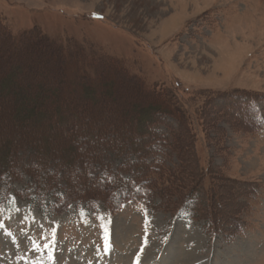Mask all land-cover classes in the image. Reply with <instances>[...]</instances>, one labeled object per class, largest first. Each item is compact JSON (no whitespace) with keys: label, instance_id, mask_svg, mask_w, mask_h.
<instances>
[{"label":"rangeland","instance_id":"obj_1","mask_svg":"<svg viewBox=\"0 0 264 264\" xmlns=\"http://www.w3.org/2000/svg\"><path fill=\"white\" fill-rule=\"evenodd\" d=\"M0 19L14 35L36 30L52 40L68 72L56 73L61 59H46L52 50L45 43L18 47L0 39V141L17 143L49 113L72 112L82 116L80 129L104 117L109 124L101 130L120 126L121 142L132 122L156 107L150 96L156 93L180 119L164 114L151 128L175 134L152 141L150 154L118 155L105 147L94 171L79 175L87 184L116 174L133 182L136 161L145 172L160 173L167 187L183 182L169 203L157 195L150 205L144 182H133L132 198L115 213L100 200L98 214L89 215L86 203L74 199L67 212L51 217L38 208L55 203L68 181L57 172L56 186L41 196L25 171L37 153L27 149L19 154L18 174L2 175L8 194L0 202V264H264V0H0ZM116 66L140 79L146 92L135 82L116 88L127 81ZM79 70L88 85L82 90L84 82L72 75ZM118 98L132 103L123 107ZM51 122L36 143L62 139L55 133L62 122ZM177 137L183 149L172 147ZM68 151L62 148L65 156ZM195 179L204 189L189 216L175 209ZM213 185L224 198L215 206L222 217L214 228L209 204L218 199L205 194ZM231 217L242 221L237 232L228 229Z\"/></svg>","mask_w":264,"mask_h":264},{"label":"trees","instance_id":"obj_2","mask_svg":"<svg viewBox=\"0 0 264 264\" xmlns=\"http://www.w3.org/2000/svg\"><path fill=\"white\" fill-rule=\"evenodd\" d=\"M1 38L11 42L13 46L18 47L22 43L31 40L45 43V45L49 46L52 50L51 53H48V55H46V59L54 56H57L59 59H61V64L63 66H56V73L63 74L65 76L68 74L66 70L67 60H65L64 56L62 55L61 48H58L52 40H50L39 31H26L19 35H14L6 26V24H4V22L0 19V39ZM54 52L57 55H55ZM105 67L106 66H104V69L108 70ZM116 67H114L115 69H117L116 73H119L121 77H124L125 80H127L116 83L114 85L116 86V88L123 86V83L125 82H135L137 87L136 90L138 92H146L144 88L145 86L142 84V81L140 79L134 80L132 77H128L127 74L122 73V70L120 71L118 67ZM29 69V72L33 71L32 68ZM106 70L103 71L104 75L108 74L110 71ZM75 73L76 74L72 72L73 79L75 81H86L84 79L86 78V76L82 77L80 70ZM87 86L88 85H86L84 82L83 86L78 89L82 90L84 89L82 87ZM16 88L19 89V85H17ZM76 92L78 93V90H76ZM150 96L157 99V101L155 102L156 104H153L156 105V107H151V109H153L152 112L149 109L150 115L148 114L147 116H143L140 120L132 122V126L134 129H130L128 139H122L121 142H116V138L118 137L120 132L121 134L125 132H122V130H120V126L110 125V127L108 126L105 130L100 129V124H109L105 120L104 116V118L98 120L93 119L90 120V122H87V125H89L91 128L89 127V129H80L78 128V126H76V122L83 120L82 116L75 115L72 112H68L65 115L61 114L60 112L49 113V115L51 114L50 119L38 125H31L28 129L30 131V134L32 133V135H29L28 137H26L27 135L25 134L20 135L25 138L18 140L17 143H13V139L10 138H5L0 141V202L4 200V198L8 194L6 187V177L2 176L3 173H7V176H11L13 179V177L19 172L18 162L21 161L19 154L26 151L27 149H31L32 153H37V155L35 156V159H32V161L27 164L25 171H27L29 175H31L34 182L39 183V187H41L42 190L41 196H43L42 194L47 189H52L54 188V186H56L53 185L55 184V182H52L51 184V181H53V179L56 177L57 172L59 173L62 171L68 181L67 189L62 195L58 196L55 203L47 206L42 204L40 206V209L45 212L57 214L60 211H65L68 207V204L71 201H74V199L84 201L91 212H95L97 202L103 200L104 203L108 205L111 211L116 212L121 209L123 202L128 201L132 198L133 192L135 191V183H139L142 181L144 182L143 194L145 193L147 197H150V205H153L155 203V197L157 195L162 197L164 202L169 203L168 199L172 196V192L176 194V191L179 187H181V185H183V182L181 180L178 181L180 182L179 184H174L172 182L170 183V186L167 187L162 183V179H160V173L159 177L157 178L158 172L151 174L145 172L146 165L141 162L134 161L135 171L132 180L135 183H133L132 181H123L122 179H120L121 177L116 174V176L114 177H103L104 179L101 178L103 180L100 182L92 179V181L87 184V178L79 175L82 172L88 174L90 170L94 171L92 169L96 166L97 163L99 164V162L101 161L102 149L105 147H107V149H112V151L114 152H120L118 153V155L129 153L128 151H131L130 154L133 155H138L139 153H149L150 149L152 148V141L156 140L157 138H162L163 140L167 141V139L169 140L170 136L175 134H172V132L169 133V136L167 134L165 135L164 133L158 134L153 131V128H151V126L160 121L161 116L164 114H170L176 118L179 117L177 115H174L169 109L163 108V106H165V101L161 96L156 93H152ZM53 103L57 106L62 105V102L60 103V101ZM116 103L123 105V107H129L132 102L129 103V101H126L124 104L118 98L116 99ZM79 107L83 111L88 108V104L82 103L79 105ZM34 111H36V108L23 111V117H32V113H34ZM126 111L128 112L129 108H127ZM51 121H53L54 123L62 122V125L58 126V128L55 130V133L61 136L62 139L55 140V142L51 144L49 142L36 143L34 140V136L40 138L43 135L41 128L46 127L47 125H49V123H52ZM95 125L97 127H94ZM178 127H181L180 124L178 125ZM169 129L171 128L169 127ZM148 130L149 132H147ZM144 133L146 134V136L143 135ZM176 139L177 140L174 139L173 142L171 141L172 147L174 146L177 150H180V148L183 149L179 144L178 137ZM65 140H67V142H65ZM62 148L70 149L71 151H68L67 156H65L62 153ZM42 156H45L48 161L43 160ZM190 164L191 163H189V165ZM193 169L198 171L201 168L193 166ZM174 179L176 180V176L174 177ZM201 181L202 180L200 179L191 181L190 185H188L187 190L184 191L182 195H180L175 210H187L190 216H192V214H196V204L194 202L202 192V189H204V183H202ZM43 182L44 184H42ZM80 182H82L81 185H79ZM79 186L82 188L81 191L79 190ZM209 188V191L206 190V193L204 192L205 194H207L208 198H210V200L213 197L218 199V202L216 204L211 205L212 207L209 204L210 213L214 218L211 219L212 224L210 223V226L214 228L216 223L218 225V217L221 216V212L216 211L215 206H223L222 204H224V198L219 186L213 185V187ZM212 209H214L215 212H213ZM231 218L232 219L226 221L228 224V229L235 230L234 232H237L240 222L242 221H240L236 217Z\"/></svg>","mask_w":264,"mask_h":264}]
</instances>
